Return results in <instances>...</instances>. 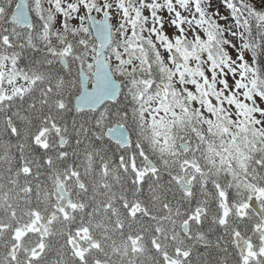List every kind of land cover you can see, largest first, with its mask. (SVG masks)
<instances>
[{"label":"snow or ice","instance_id":"snow-or-ice-1","mask_svg":"<svg viewBox=\"0 0 264 264\" xmlns=\"http://www.w3.org/2000/svg\"><path fill=\"white\" fill-rule=\"evenodd\" d=\"M0 264H264V0H0Z\"/></svg>","mask_w":264,"mask_h":264}]
</instances>
